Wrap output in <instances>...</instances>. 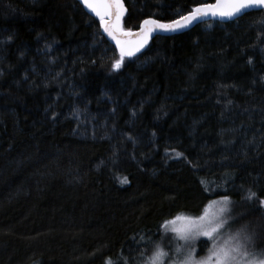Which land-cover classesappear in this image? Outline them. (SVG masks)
<instances>
[{
  "label": "trees",
  "instance_id": "trees-1",
  "mask_svg": "<svg viewBox=\"0 0 264 264\" xmlns=\"http://www.w3.org/2000/svg\"><path fill=\"white\" fill-rule=\"evenodd\" d=\"M124 1L135 30L216 0ZM119 58L80 0H0V264H144L225 196L264 249V9Z\"/></svg>",
  "mask_w": 264,
  "mask_h": 264
},
{
  "label": "snow or ice",
  "instance_id": "snow-or-ice-1",
  "mask_svg": "<svg viewBox=\"0 0 264 264\" xmlns=\"http://www.w3.org/2000/svg\"><path fill=\"white\" fill-rule=\"evenodd\" d=\"M81 3L100 18L105 32L116 40L120 48V58L112 64L114 70L121 68L126 56L132 57L139 52L148 43L152 34L158 30L176 31L207 15L231 18L248 9H264V0H216L214 4L195 7L187 15L170 23L145 19L140 31L134 34L131 31H124L121 27V17L125 12L123 0H81ZM133 35L138 39L135 41L127 39ZM176 155L180 156L181 154L177 153ZM126 182L125 178L122 183ZM255 197L256 193L250 190L247 199L252 200ZM222 202L227 205L229 198L223 197ZM217 203V201H211L209 207ZM228 211L227 207H221L218 214L214 213L211 217L205 212V215L200 217L178 215L174 220L165 222L166 224H175L176 221H185L181 227L172 228L180 240L188 241L199 236L212 240L214 245L209 249L207 256L197 259L194 250H189L181 258L182 249L177 247L175 250L176 259H172L168 252L157 245L152 255L147 257L145 264H164L165 259L171 260V264H264V249H256L253 237L250 235L237 233L227 237L221 243H215L216 236L227 224L225 214ZM141 255L143 256V253ZM106 264H113V262L109 259Z\"/></svg>",
  "mask_w": 264,
  "mask_h": 264
},
{
  "label": "rangeland",
  "instance_id": "rangeland-1",
  "mask_svg": "<svg viewBox=\"0 0 264 264\" xmlns=\"http://www.w3.org/2000/svg\"><path fill=\"white\" fill-rule=\"evenodd\" d=\"M217 204L212 205L211 207H209V205L206 207L205 211L199 215V216H191V215H181V216H189V217H200L202 215H205V212L208 213V216L211 217L214 213L218 214V210L221 207H227L229 209V204L230 201L227 203V205H225L222 200H217ZM228 213V212H227ZM227 213L225 214V218L227 220V224L226 226L220 231L219 235L216 236V240L215 243H221L223 242L227 237L232 236V235H236L238 232L232 230L234 228V226L232 225V223L230 224L228 221L229 219L227 218ZM175 219V218H174ZM172 219V220H174ZM170 220V221H172ZM185 223V221H176L175 224H168V230L171 231L172 233V239L171 241H169L167 243L168 246L166 245H162L160 246L161 248L164 249V251L168 252L170 257H172V259H176V254H175V250L177 247H180L182 249V253H181V258L183 256V254L187 253L189 250H194L195 252V256L197 259L203 258L205 256L208 255L209 249H211L214 245V242L212 240H209L207 237L204 236H199L196 239H192V240H180L177 237V234L175 232L172 231V228L176 227L179 228L181 227L183 224ZM169 234V232H167ZM145 264V262H144ZM164 264H171V260L169 259H165Z\"/></svg>",
  "mask_w": 264,
  "mask_h": 264
},
{
  "label": "water",
  "instance_id": "water-1",
  "mask_svg": "<svg viewBox=\"0 0 264 264\" xmlns=\"http://www.w3.org/2000/svg\"><path fill=\"white\" fill-rule=\"evenodd\" d=\"M80 1H81V0H80ZM215 2H216V1H215ZM215 2H212V3H206V4H214ZM82 4H83V3H82ZM83 5H84V4H83ZM123 5H124V8H125V12H124V15L121 17V21H120V23H121V27L124 29V19H125L126 15H127V12H128V10H127V6H126V3H125L124 0H123ZM201 5H204V4H201ZM201 5H198V6H201ZM84 6H85V5H84ZM198 6H196V7H198ZM85 7H86V6H85ZM86 9H87V11H88L90 14H92L94 17H96V18H98V19L100 20V18L97 17V16L95 15V13L92 12L89 8L86 7ZM256 10H263V9H259V8H256V9H248V10H246L245 12H242L241 14H238V15H236V16H234V17H231V18H229V17H220V16L207 15V16H202V17L198 18L197 20H194V21H193L191 24H189L187 27H185V28H181V29H178V30H176V31H160V30H158V31H156V32H154V33L152 34V36H151V38L149 39L148 43H147V44H146V45H145V46H144L139 52H137L134 56L140 54L143 50H145V48L150 44L151 40H152L153 38H155L156 36H173V35H176V34H181V33H184V32H187V31L193 29L194 27H196L197 25H199V24H201V23L208 22V21H218V22H223V23H225V22H229V21H233V20H236V19L242 17V16L245 15L246 13H249V12H252V11H256ZM190 12H191V11H190ZM188 13H189V12H188ZM188 13H186V14H184V15H182V16H185V15H187ZM182 16H180V17H182ZM180 17H178V18H176V19H174V20H178V19H180ZM146 19H155V20H159V21L162 22V23H170V22H171V21H163V20H160V19L155 18V17H148V18H146ZM174 20H172V21H174ZM143 21H144V20H143ZM100 24H101V30H102V33L104 34V36L108 39V41H109L110 43H112L113 45L116 46L117 51H118V53L120 54V48H119V46L117 45L116 40L112 39V37L109 36L107 32H105L101 20H100ZM142 24H143V22L141 23V25H140V27H139L138 29H135V30H125V29H124V31H131V32L134 33V34H135V33H138V32L140 31V28H141ZM127 39L130 40V41H135V40L138 39V38H137L135 35H133V36H131V37H128ZM126 57H127V56H126ZM132 57H133V56H132Z\"/></svg>",
  "mask_w": 264,
  "mask_h": 264
}]
</instances>
